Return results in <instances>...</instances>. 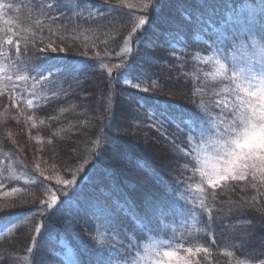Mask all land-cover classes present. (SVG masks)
<instances>
[{"label": "trees", "instance_id": "obj_1", "mask_svg": "<svg viewBox=\"0 0 264 264\" xmlns=\"http://www.w3.org/2000/svg\"><path fill=\"white\" fill-rule=\"evenodd\" d=\"M149 2L0 0V48L23 77L0 87V209L10 206L0 211V264H108L116 250L137 255L148 236L170 235L201 249L190 264L264 262V177L205 184L193 201L201 177L183 158L194 160L190 139L202 138L209 117L226 116L232 99L231 81L213 75L208 37L226 31L243 43L264 2L162 0L157 13ZM141 18L149 22L133 33ZM122 61L140 89L115 67ZM116 133L122 162L96 146ZM11 161L17 169L8 175ZM66 179L76 183H58ZM53 193L58 207L49 208ZM117 204L127 211L113 213ZM153 207L164 212L158 227L144 219Z\"/></svg>", "mask_w": 264, "mask_h": 264}, {"label": "snow or ice", "instance_id": "obj_2", "mask_svg": "<svg viewBox=\"0 0 264 264\" xmlns=\"http://www.w3.org/2000/svg\"><path fill=\"white\" fill-rule=\"evenodd\" d=\"M161 6L162 0H150L144 7L148 11L157 13ZM148 22L146 18H141L133 28V33H137ZM208 39L215 45V48L211 49L216 53L213 75L231 81L232 99L223 103V108L227 109V115L209 117L212 120L211 126L201 132L202 138L208 137L205 141L208 153L204 158L191 160L187 156L183 157L185 168L190 164L199 171L201 183L196 185V191L201 196L207 194L205 183L207 186L215 188L225 180L239 181L248 176L255 179L258 174L264 177V12L253 17L244 35L243 43L238 38H229L226 31L210 36ZM7 42L12 43L11 40ZM238 45L243 50L239 58L235 55ZM51 51L56 52L57 49L51 48ZM123 51L125 54L130 53L132 48L128 46ZM230 52L232 55H229ZM115 67L122 70L121 74L125 75V82L131 88H141L140 83L133 82L136 77L130 72V63L122 61ZM109 74L111 75V70H109ZM129 76L131 79L128 78ZM142 90L147 92L149 89L143 88ZM29 103L31 104V101ZM105 110L107 111V108ZM96 146L102 153H108L113 161L122 162L126 159L127 150L122 148L118 142V133L104 137L103 144L98 140ZM189 155H191V150ZM140 174L146 181H151L152 177L149 173L142 171ZM107 179L112 178L108 177ZM58 183L71 186L76 181L66 179ZM67 196L68 193H65L66 198ZM57 201L58 197L53 193L50 202L45 203L47 207L55 208L58 207ZM7 207L10 206H6L0 211H6ZM205 207L206 205L202 201L201 208ZM111 211L119 215L127 210L117 204L112 207ZM208 211L210 212L211 209L209 208ZM162 215H164L163 210L153 207L149 213L145 214L144 219L149 224H155L158 227ZM131 220L135 222L134 214H132ZM261 225L264 226V215L261 218ZM36 231L40 233L42 228L38 226ZM136 247L139 248L138 243ZM164 248L165 250L161 251L160 247L153 246L145 257H139L123 249L116 250L109 258L108 264H142V262L144 264H190L189 259L182 257L179 251L169 250L170 245H165ZM204 250L206 251V249ZM192 251V248L187 249L189 254ZM196 251L199 252L201 249L197 248Z\"/></svg>", "mask_w": 264, "mask_h": 264}, {"label": "rangeland", "instance_id": "obj_3", "mask_svg": "<svg viewBox=\"0 0 264 264\" xmlns=\"http://www.w3.org/2000/svg\"><path fill=\"white\" fill-rule=\"evenodd\" d=\"M0 6L1 3H0ZM4 10V7H0V16L2 15ZM86 13L88 15H94L96 13H98V8H94V9H89L88 7L85 8ZM3 24L0 23V43L3 40ZM19 72L14 71L12 65L10 63L7 62V58L3 52V50L0 48V87H6L4 85L5 82H12L16 77H20L18 75ZM21 78V77H20ZM19 81V80H17ZM31 100H29L30 102ZM154 115H156L154 113ZM208 139V137H204V138H200V140H194V139H190L191 140V145H192V158L194 160L197 159H203L205 154L208 153V147L205 144V141ZM192 140L195 141V144H192ZM1 163H3V160L0 159V176L1 173H3L2 167H1ZM199 166V165H198ZM17 167L13 164V161H11V163L8 166V175H10L11 173H13L14 171H16ZM222 182V181H221ZM220 182V183H221ZM206 184V183H205ZM14 191H11L9 193H13ZM191 193H192V200L193 201H197L198 200V192L196 191L195 188L191 189ZM187 201V203L191 204L192 200L186 198L185 199ZM186 229H185V228ZM198 229L197 226H190V227H186V226H182L180 227V231H186V233L191 232L194 229ZM1 235L4 233L3 231L0 230ZM175 235V234H173ZM185 240H187V237L185 236ZM148 244H144L143 245V249L142 252L140 254H137V256L139 257H145L147 253H149L152 249L153 246H158L160 247L161 251L165 250L164 246L165 245H170V249L169 250H177L180 252V255L184 258L189 259V261L191 262L192 259L196 258V254L198 252H193L192 253H188L187 249L184 248L181 244H180V238L178 237H173L172 235L168 236L167 238L164 239V237L159 236L158 238H150V236H148ZM59 246L62 247V250L59 252V255L61 256V258L65 261H70L72 260L73 254L71 249L67 246V245H62L59 244ZM56 252V251H55ZM57 252V253H58ZM142 264H144V262H142Z\"/></svg>", "mask_w": 264, "mask_h": 264}]
</instances>
